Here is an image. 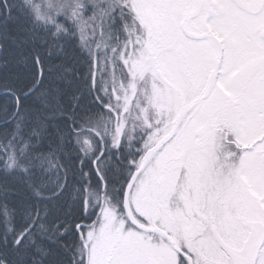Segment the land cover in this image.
I'll return each instance as SVG.
<instances>
[{
  "label": "snow or ice",
  "instance_id": "6c2138e0",
  "mask_svg": "<svg viewBox=\"0 0 264 264\" xmlns=\"http://www.w3.org/2000/svg\"><path fill=\"white\" fill-rule=\"evenodd\" d=\"M0 264H264V0H0Z\"/></svg>",
  "mask_w": 264,
  "mask_h": 264
}]
</instances>
